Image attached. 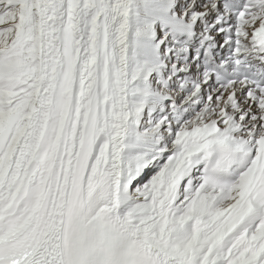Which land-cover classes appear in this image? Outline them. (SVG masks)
<instances>
[{"label": "snow or ice", "instance_id": "snow-or-ice-1", "mask_svg": "<svg viewBox=\"0 0 264 264\" xmlns=\"http://www.w3.org/2000/svg\"><path fill=\"white\" fill-rule=\"evenodd\" d=\"M0 264H264V0H0Z\"/></svg>", "mask_w": 264, "mask_h": 264}]
</instances>
